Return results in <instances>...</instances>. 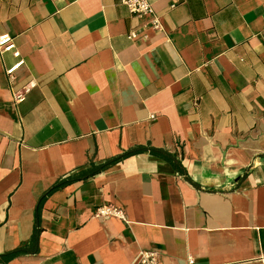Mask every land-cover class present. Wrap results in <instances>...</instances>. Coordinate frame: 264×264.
Listing matches in <instances>:
<instances>
[{
    "label": "crops",
    "instance_id": "1",
    "mask_svg": "<svg viewBox=\"0 0 264 264\" xmlns=\"http://www.w3.org/2000/svg\"><path fill=\"white\" fill-rule=\"evenodd\" d=\"M149 1L0 0L5 264H264V0Z\"/></svg>",
    "mask_w": 264,
    "mask_h": 264
},
{
    "label": "built area",
    "instance_id": "2",
    "mask_svg": "<svg viewBox=\"0 0 264 264\" xmlns=\"http://www.w3.org/2000/svg\"><path fill=\"white\" fill-rule=\"evenodd\" d=\"M122 3L128 7L130 12L140 18H149V26L154 30L162 29L161 18L157 15L149 0H122ZM174 7V6H173ZM131 39H135L137 35L134 32L129 33ZM0 51L11 52L14 51L15 56H19V52L15 51L14 38L9 34L0 35ZM20 64L15 65L8 70L9 75H12ZM30 91L29 86H25L23 90H18L14 93V100L20 102L25 95ZM155 119V116H151ZM96 216L99 218H119L126 219L125 211L114 205H103L96 211ZM158 253L154 250L142 251L132 264H157ZM189 264H194L193 258L189 259Z\"/></svg>",
    "mask_w": 264,
    "mask_h": 264
},
{
    "label": "trees",
    "instance_id": "3",
    "mask_svg": "<svg viewBox=\"0 0 264 264\" xmlns=\"http://www.w3.org/2000/svg\"><path fill=\"white\" fill-rule=\"evenodd\" d=\"M108 166H109V163H106V164L101 165V166L92 165L91 168L88 171H85L84 173L87 175L88 174L89 175H95V174L103 171ZM70 180L71 179L62 180L49 193H52L53 191H56L57 189L61 188L63 185L68 183ZM18 253H19V251H12V252L5 253V254L0 256V260L5 264L9 260H11L12 258L16 257Z\"/></svg>",
    "mask_w": 264,
    "mask_h": 264
}]
</instances>
